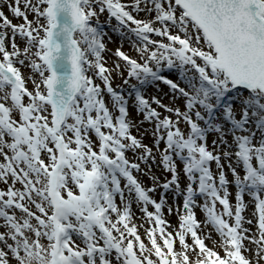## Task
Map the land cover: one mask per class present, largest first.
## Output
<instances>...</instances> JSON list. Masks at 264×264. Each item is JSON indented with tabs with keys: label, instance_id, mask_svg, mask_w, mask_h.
Instances as JSON below:
<instances>
[{
	"label": "snow or ice",
	"instance_id": "obj_1",
	"mask_svg": "<svg viewBox=\"0 0 264 264\" xmlns=\"http://www.w3.org/2000/svg\"><path fill=\"white\" fill-rule=\"evenodd\" d=\"M0 264H264V0H0Z\"/></svg>",
	"mask_w": 264,
	"mask_h": 264
},
{
	"label": "rangeland",
	"instance_id": "obj_2",
	"mask_svg": "<svg viewBox=\"0 0 264 264\" xmlns=\"http://www.w3.org/2000/svg\"><path fill=\"white\" fill-rule=\"evenodd\" d=\"M110 47H113V49L116 47V45H110ZM164 102H168V99L167 98H165V101ZM145 127H148V128H150V126L149 125H145ZM135 134V133H134ZM159 174V173H158ZM139 215V214H138ZM173 224H175V218L174 217H167ZM136 223L137 224H140V223H142V221H140V220H137L136 221ZM149 225L148 224H144V227L146 228V227H148ZM140 230V232H141V234H143V231H144V228H140L139 229Z\"/></svg>",
	"mask_w": 264,
	"mask_h": 264
}]
</instances>
